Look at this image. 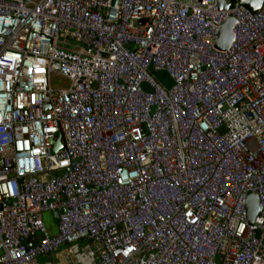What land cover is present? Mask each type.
I'll return each mask as SVG.
<instances>
[{
	"label": "built area",
	"instance_id": "2783aa9c",
	"mask_svg": "<svg viewBox=\"0 0 264 264\" xmlns=\"http://www.w3.org/2000/svg\"><path fill=\"white\" fill-rule=\"evenodd\" d=\"M230 3L0 0V264H264V0Z\"/></svg>",
	"mask_w": 264,
	"mask_h": 264
},
{
	"label": "water",
	"instance_id": "95a60500",
	"mask_svg": "<svg viewBox=\"0 0 264 264\" xmlns=\"http://www.w3.org/2000/svg\"><path fill=\"white\" fill-rule=\"evenodd\" d=\"M234 1H238L240 4L247 7L250 11H256L260 7L261 2H262V0H229V2H227V0H218L219 7L221 9L228 8L231 5L230 2H234ZM233 23H234L233 18H229L224 22L223 26L220 29L218 39L215 43V46L217 48L226 49L229 46V44L231 43V41L233 39V34L231 32V28L233 26ZM56 137H58V139L55 141L51 139V144L53 146L52 147L53 153H55L58 149L62 148V144L60 141L61 134L57 133ZM259 211H260V207L258 205L257 196L253 193H250L247 197V215H248L249 221H252L253 218L255 217V215ZM53 215H54V219L57 220L59 213L55 212V213H53ZM80 239H82V238H80Z\"/></svg>",
	"mask_w": 264,
	"mask_h": 264
},
{
	"label": "crops",
	"instance_id": "0c3cea01",
	"mask_svg": "<svg viewBox=\"0 0 264 264\" xmlns=\"http://www.w3.org/2000/svg\"><path fill=\"white\" fill-rule=\"evenodd\" d=\"M54 216V215H53ZM56 221V220H55ZM56 230L53 231L55 233ZM81 241L71 245H65L50 254L39 256L40 264H91L93 259L80 253Z\"/></svg>",
	"mask_w": 264,
	"mask_h": 264
},
{
	"label": "rangeland",
	"instance_id": "374dc122",
	"mask_svg": "<svg viewBox=\"0 0 264 264\" xmlns=\"http://www.w3.org/2000/svg\"><path fill=\"white\" fill-rule=\"evenodd\" d=\"M168 82H166L167 84ZM53 86H65V81L61 78H58V76H54L53 77V82H52ZM44 222L45 225L47 226V228L49 229V231L52 233L54 230H56V221L54 219V216L52 214V212H46L44 213ZM83 243V241H81V244Z\"/></svg>",
	"mask_w": 264,
	"mask_h": 264
},
{
	"label": "trees",
	"instance_id": "16d2710c",
	"mask_svg": "<svg viewBox=\"0 0 264 264\" xmlns=\"http://www.w3.org/2000/svg\"><path fill=\"white\" fill-rule=\"evenodd\" d=\"M157 76L159 77V79L164 83V84H166V82H168L167 84H169L170 83V78H169V76L165 73V72H159L158 74H157Z\"/></svg>",
	"mask_w": 264,
	"mask_h": 264
},
{
	"label": "bare ground",
	"instance_id": "6f19581e",
	"mask_svg": "<svg viewBox=\"0 0 264 264\" xmlns=\"http://www.w3.org/2000/svg\"><path fill=\"white\" fill-rule=\"evenodd\" d=\"M0 31H1V29H0Z\"/></svg>",
	"mask_w": 264,
	"mask_h": 264
}]
</instances>
